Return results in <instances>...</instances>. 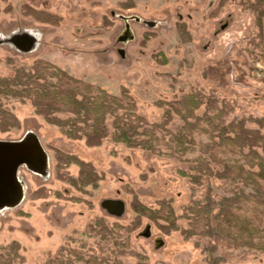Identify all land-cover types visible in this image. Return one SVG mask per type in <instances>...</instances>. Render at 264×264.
Here are the masks:
<instances>
[{"label":"rangeland","instance_id":"374dc122","mask_svg":"<svg viewBox=\"0 0 264 264\" xmlns=\"http://www.w3.org/2000/svg\"><path fill=\"white\" fill-rule=\"evenodd\" d=\"M220 2L0 0V78L41 60L111 95L121 97L126 90L138 113L151 124L163 121L167 107L160 108V102L177 105L195 93L205 103L195 112L197 117L216 113L207 107V99L213 97L229 106L227 120L262 118L264 32L259 36L253 12L232 1L222 6ZM23 34L31 37L25 47L9 41ZM3 105L19 125L0 130V140L17 141L34 133L49 161L45 174L21 166L18 178L25 186L24 198L16 207L0 209V244L21 246L24 260L15 264H45L65 246V264H85L68 252L86 257L88 250L109 258V264H138L133 252L146 256L147 264H208L211 258L217 259L216 264H264V203L242 199L233 210L237 226L229 229L223 223V233L217 234L218 223L209 217L214 236L202 234L209 228L208 221H195L187 210L204 201L208 188L216 203L230 197L232 185L207 178L197 186L182 172L196 174L190 169L199 161L222 170L226 164L242 165L248 160L236 148L214 144L201 131L210 129L207 122L198 123L192 143H184V152L176 133L185 123L174 115L167 132H156V152L149 153L111 141L89 147L47 123L30 102L5 99ZM181 111L186 112L183 107ZM58 152L72 157L71 161L58 166ZM81 163L95 173V185L82 188L72 183L81 174ZM241 188L246 194L253 192ZM107 199L124 202L121 217L102 207ZM136 200L152 210L170 201L178 229L166 234L146 218L134 227ZM215 209L217 214L218 205ZM98 219L111 228L106 241L99 229H93ZM159 224L170 228V223ZM246 224L256 230L252 249L238 248L228 236L229 232L247 239Z\"/></svg>","mask_w":264,"mask_h":264},{"label":"trees","instance_id":"16d2710c","mask_svg":"<svg viewBox=\"0 0 264 264\" xmlns=\"http://www.w3.org/2000/svg\"><path fill=\"white\" fill-rule=\"evenodd\" d=\"M221 6L226 2L232 1L243 9L250 10L255 14V22L259 29V36L264 32V0H220ZM125 7V6H123ZM182 37H187L185 31H181ZM121 97L109 94L103 89H94L92 85L74 78L66 71L60 70L45 61H36L32 67L15 69L10 77L0 78V130L5 132L19 125L15 114L4 108L3 100L14 99L22 103L30 102L37 115L58 127L68 138L84 140L89 147H99L105 141L115 144H122L127 148L141 149L149 153L156 152L157 136L156 132H167V126L173 120L174 115H178L183 121L184 126L176 133V138L184 146L182 151H186L185 142L192 143L191 134L197 130L198 123L205 121L210 129H201L209 135L214 144L219 147L229 146L238 149L248 158L245 164L228 165L222 170L216 169L208 163L199 161L198 165L190 170L196 171L189 176L191 182L201 186L207 178H216L229 182L232 186L230 197H223L218 203L215 202L212 189L208 188L203 202H194L187 207L189 213L195 221L206 219L209 228L206 233L214 236L219 232H224V224L227 228H234L235 219L233 210L242 199H254L264 203L263 183H264V117L262 118H243L239 120H227L231 113L229 106L219 103L213 97L207 99V107L216 113L211 117L206 112L202 117H197L195 112L205 103L203 97L198 94H191L185 97L177 105L170 106L160 102V108H166L163 121L160 123H149L137 111L136 102L126 90H122ZM219 105V106H218ZM181 107L186 112L182 113ZM194 120V123L192 122ZM250 125L254 127H250ZM187 131L186 133L183 131ZM247 151V153H245ZM72 157L63 153L57 155L58 166L70 162ZM81 174L78 179L73 180L75 186L86 188L88 185L96 183V176L93 170L85 164H80ZM59 169L61 167H58ZM195 174V175H194ZM249 187L252 193L246 194L241 188ZM218 205V213L214 214ZM136 219L133 223L137 227L142 219L146 218L158 225L166 234L172 230H177L174 220V213L170 208V201L160 202V210H152L136 200L133 205ZM187 218L190 215H186ZM209 217L217 221V229L210 227ZM173 218V219H172ZM170 223V228L160 225L159 222ZM224 223V224H223ZM237 226V225H236ZM124 229V227H119ZM93 229H99L103 240H108L107 236L111 232L110 226L104 219H98ZM133 229L132 225L130 230ZM148 230L150 231L149 227ZM247 239H237L228 232V236L236 246L249 248L254 247L253 238L256 230L244 226ZM193 235V233H189ZM189 235V236H190ZM234 242V243H235ZM118 246V244H117ZM118 253L124 255L125 245ZM84 248V247H83ZM67 247H62L60 251L48 258L45 264H65L63 253ZM214 249H210L212 252ZM70 257L85 264H109V258H102L95 252L88 250V255L76 252H68ZM138 264H147V257L139 253H134ZM24 257L21 255V246L17 242L0 244V264H15L22 262ZM68 260V259H67ZM217 259L211 258L208 264H216Z\"/></svg>","mask_w":264,"mask_h":264},{"label":"water","instance_id":"95a60500","mask_svg":"<svg viewBox=\"0 0 264 264\" xmlns=\"http://www.w3.org/2000/svg\"><path fill=\"white\" fill-rule=\"evenodd\" d=\"M9 41L25 47L31 37L25 34L16 35ZM21 166H26L38 174L47 172L48 155L34 133H29L17 141L0 140V209L16 207L24 198L25 186L18 178ZM102 207L116 217H121L125 210L122 200H104Z\"/></svg>","mask_w":264,"mask_h":264}]
</instances>
